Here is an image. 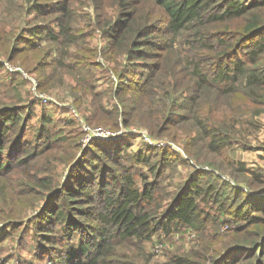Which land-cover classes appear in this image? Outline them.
<instances>
[{"label": "trees", "instance_id": "16d2710c", "mask_svg": "<svg viewBox=\"0 0 264 264\" xmlns=\"http://www.w3.org/2000/svg\"><path fill=\"white\" fill-rule=\"evenodd\" d=\"M53 1H12L13 6L20 9L24 7L22 13L25 16H22L19 24L0 22V52L6 54L8 58H13L14 51L22 47L16 46L18 39L21 43L32 40L24 36L27 31L35 35V32L49 29L54 38L57 30L49 28L51 26L48 24L57 25L62 34L67 32L70 29L68 19L74 12L72 4L77 1ZM116 1L128 5V9L126 8L128 11L122 15L120 26L111 36L109 49L114 50L117 59H120L114 71L120 79L126 72L125 60L146 58L148 60L143 62V68L147 71L148 78L127 84L132 86L128 101L121 100L119 106L115 105L109 110L112 113L110 116L112 125H116L118 114L123 117L126 113L125 107L130 108L124 120L125 124L131 121L134 124L135 116H141L146 110L149 112L148 121L144 126L152 136L162 135L164 129L172 124L190 121L191 127L197 131L194 138L199 139L210 153L222 154L229 144L228 136L234 129V121L238 122L236 112L242 114L239 112L242 111L241 103L232 99L240 98L243 100L242 103L246 102L247 113L251 115L260 110L252 109L254 104L264 103V0ZM144 4L146 10L142 13L139 8ZM156 13L161 15L166 23L170 35L168 42L154 40V33L160 29L155 19L151 20V16ZM48 16L54 17L46 20ZM33 19H37L38 22ZM189 28L194 29V36L189 40V44L192 55L197 56L192 60L189 83L193 82L195 90H203L201 103L208 106L207 114L184 99L172 100V97L179 93L178 84L167 80L166 85L164 79L165 76L168 78L171 75L168 71L167 58L172 55V41ZM151 59L155 61L150 62ZM141 61L137 60L134 64ZM53 76L45 74L39 82H46ZM156 81L161 86L158 87L159 90L153 85H156ZM117 87L119 93L127 91L124 86ZM164 88L168 89V94H164ZM211 92L210 98L208 96ZM130 101L135 102L130 104ZM95 103L98 106L94 107V104H91L87 109L86 119L90 123L96 121L104 124L107 122L101 111V106H104L100 102ZM12 108L4 107L0 111V174L9 175L8 187L0 186V220L5 217L21 220L26 214V211L23 212L25 206L30 209L36 208L37 197L44 195L50 187L58 186V189L54 194L51 193L52 196L49 198L66 190L67 194L63 196L61 203L55 204L54 208L47 213L44 212L41 217V223H48L47 219H51L49 224L64 220V231L67 233L65 250L60 254V258L51 262L50 255L53 251L48 252V255L46 252L39 255L48 256L47 264H141V248H135L137 252L127 254L123 260L121 256H117L114 241L133 238L135 242H142L157 232L166 235L180 227L201 231L213 217L198 205V200L217 201L219 196H224V199L219 201L218 206L223 208L225 201L229 200L231 205L236 203L235 214L243 221L233 234V238L240 232L251 237L245 241L249 246L236 248L237 255H243L238 257L239 260L245 264H262L264 261V236L260 240L264 233V192L252 191L264 187V171L259 167L252 168L246 166L243 160L229 158V164L236 165L233 171L241 172L239 180L224 177L223 172L218 173L211 165L210 169L201 168L199 175L209 172L219 177L223 186H229L236 191L224 195L216 183L204 185L198 179L192 180L188 177L187 181L178 187L170 202L163 206L159 205L160 209L152 212L143 204L152 201L155 181H144L141 188L135 185L132 166L121 160V152L125 145L117 144L120 146L113 147L108 152L97 144L101 151L96 152L84 166H81L80 158H75L76 149L80 147L81 130L73 128L74 136H62L56 140L51 139L48 133L45 134L41 129L35 142H22L26 124L23 117L18 116L16 112L9 115L13 111ZM98 108L100 111L97 112ZM7 115L9 117H6ZM221 117L227 119L222 121ZM67 123L70 125V120ZM190 131L187 129V135ZM42 138L43 140L39 142ZM58 140L60 141L58 149L61 152L59 157L55 158L52 151ZM86 150L82 151V155L87 152ZM145 150L146 148H141L132 156L134 162L149 165V172L154 174L159 172V169H154V163H160L161 166L169 163L166 161L165 151L161 150V155L153 163L149 162ZM65 166L68 168L64 180L61 181ZM79 166L82 169L80 171ZM30 167L35 169L33 173L29 172ZM15 170L19 172L18 175H22L12 179L16 172L11 174ZM39 171H44V174L39 176ZM24 174L27 175L25 183ZM145 178L147 177H142ZM26 179L33 181V186H29L30 182ZM53 179L55 184H51ZM73 180L77 186L69 187ZM77 203L86 206L77 207ZM50 206L49 203L40 207L34 216H38ZM256 211L261 212L255 214ZM76 213L85 215L90 221L76 219L74 217ZM203 248L205 251L203 256L192 258L173 255L170 264H204L203 261L209 257L207 255H211L210 251L216 252V247L204 244ZM233 252L234 250H231L218 254L217 260L212 264H221L223 257L230 256ZM256 252L258 256H255ZM234 260H231V264H235Z\"/></svg>", "mask_w": 264, "mask_h": 264}, {"label": "rangeland", "instance_id": "374dc122", "mask_svg": "<svg viewBox=\"0 0 264 264\" xmlns=\"http://www.w3.org/2000/svg\"><path fill=\"white\" fill-rule=\"evenodd\" d=\"M12 1L16 0H8L9 3L7 0H0V22L19 24L22 16H25L22 13L24 7L20 9L13 6ZM76 1L72 4L74 12L68 19L70 29L67 32L62 34L57 25L48 24L51 26L49 28L57 30V35L54 38H52L49 29L35 32V35L31 31H27L24 36H28L32 40L21 43L18 39L16 46L22 47H18L14 51L13 58H8L6 54L0 52V111L4 107L12 106L13 111L9 115L16 112L18 116L23 117L26 126L22 142H35L41 129L45 134L48 133L51 139L57 140L62 136H74L73 128H77L82 132L79 138L80 147L76 149L75 158H80L81 166H84L96 152L101 151L97 144H100L108 152L113 147L120 146L117 144L125 145L121 152V160L132 166L135 185L141 188L144 181H155L152 201L143 204L152 212L158 211L159 205L163 206L170 202L178 187L184 184L188 177L192 180L198 179L204 185L214 182L218 189L220 188V192H224V195L236 191L229 186H223L220 183V178L209 172H203L200 175L199 173L201 168L210 169L211 165L218 173L223 172L224 177L239 180L241 172L233 171V167L236 165L229 164L228 161L229 158L241 160L243 153L240 152V149H243L244 152L248 151L243 157L246 166L259 167L264 171V103L262 105L254 104L252 109L259 108L260 110L251 115L247 113L246 102L242 103L243 100L240 98L232 99L241 103L242 111L239 112L243 115L236 112L238 122L234 121V129L228 136L227 143L229 144L220 155L210 153L199 139L194 138L197 131L191 127L190 121H184L178 125L172 124L164 129L162 135L152 136L144 126L148 121L149 112L146 110L141 116H135L134 124L132 121L125 124L124 120L130 111L129 107H125L126 113L123 114V117L118 114L116 125L113 126V121L110 120L112 113L109 110L113 109L115 105L119 106L121 100L122 102L128 101V94H131L132 86L127 84H132L136 80L144 81L148 78V73L143 68V62L148 59L125 60L126 72L124 77L119 79L114 68L120 59H117L118 56L115 55L114 50L109 49V46L111 45V36L120 26L124 13L128 11V5L119 4L116 0ZM144 6L145 4L139 8L142 13L146 10ZM53 17L48 16L46 20ZM154 19L160 28L154 33V40L168 42L170 35L163 17L156 13L151 16V20ZM193 33L194 29L189 28L173 39L172 55L167 58L168 71L171 75L168 78L165 76L164 79L166 85L168 81L178 84L179 93L171 96L172 100L184 99L189 104L198 107L202 113L207 114L208 106L201 103L203 90H195L193 82L189 83L192 60L197 58L192 55L193 52L189 44V40L193 39ZM6 60L11 69L3 63ZM137 60L142 61L134 64ZM154 61L155 59H151L150 62ZM16 66L24 71V75L12 71ZM165 68H167V64ZM45 74L54 76L46 82H39ZM30 78L37 81L36 86H32ZM157 83L159 82L156 81V85H153L156 86V90H159L158 87L161 86ZM117 86H124L127 91L119 93ZM164 91V94H168V89L164 88ZM38 94H42V97L35 96ZM211 96L212 92L208 97L211 98ZM93 100L103 104L104 107L101 106V111L107 120L106 123H97L96 121L90 123L86 119L87 109L91 107V104L93 103L94 107L98 106ZM134 102L130 101V104ZM98 111H100L99 108ZM226 119L221 117L222 121ZM68 120H70V125L67 123ZM178 127L180 128L178 129ZM187 129L191 130L189 135H187ZM42 140L43 138L39 142ZM59 142V140L56 142L52 151L55 158H58L61 152L58 149ZM141 148H146L145 153L149 162L153 163L161 155V150L165 151L167 153L166 161L169 163L162 166L160 163H154V169H159V172L156 174L149 172V165L133 160L132 154ZM84 149H87V152L82 155ZM111 166L115 165L111 164ZM67 168V166L63 168L61 181L65 178ZM17 170L13 171L11 175ZM80 170L82 169L79 166L78 171ZM34 171L33 167L29 168L30 173ZM18 174L19 172H16L12 179H17L22 175ZM38 174L41 176L44 171H39ZM144 176L147 178L142 179ZM26 177L27 175L24 174L23 183H25ZM29 182V186H33V181L29 180ZM8 183L9 175L0 174V186L7 185L8 187ZM51 184H55L54 179ZM238 184L243 186L241 183ZM70 186L76 187L77 184L73 180ZM56 189L58 186L50 187L44 195L37 197L38 206L36 208L30 209L26 205L23 211H26V214L21 220L9 217L0 220V264H45L48 261V256L39 255L44 252L48 255V252L51 251H53L50 255L51 262L60 258L67 242V233L64 231L65 221L49 224L51 219H47L48 223H41L44 212L47 213L54 208L55 204L59 205L63 196L67 194L64 190L61 194L49 198ZM252 191L261 193L264 192V187ZM220 197L217 201L198 200V205L213 217L212 221L205 224L201 231L180 227L166 235L157 232L150 239L142 242H135L133 238H126L124 241L115 240L116 247L114 248L117 249V256H121L124 260V256L136 253L135 248L139 247L142 251L140 253L141 264H170L173 255L192 258L203 256V252H205L203 245L205 244L212 248L215 246L216 252L211 250V255H207L209 257L203 261L204 264H212L214 260H217L218 254L221 255L231 250L234 252L230 256H224L221 264H231V260L234 259L235 264H245L239 260L238 257L243 255H237L236 248L244 245L249 246L245 241L251 237L240 232L236 238H233V234L243 224V221H240L235 214L236 203L231 205L229 200L225 201L223 208L218 206L219 201L224 199V196ZM73 198H76L75 195ZM46 203H50L51 206L48 209L45 208L38 216H34L40 207L47 205ZM76 206L86 205L77 203ZM19 210L16 209V211ZM259 212L261 211H256L255 214ZM74 217L83 222L90 221L85 215L79 213H76ZM48 227L50 229H47ZM263 236L264 233L260 236V240ZM255 256H258L257 252Z\"/></svg>", "mask_w": 264, "mask_h": 264}, {"label": "built area", "instance_id": "2783aa9c", "mask_svg": "<svg viewBox=\"0 0 264 264\" xmlns=\"http://www.w3.org/2000/svg\"><path fill=\"white\" fill-rule=\"evenodd\" d=\"M3 63H5L7 65V67L9 69H11L10 66L8 65V61L7 60L4 61ZM12 71L20 72V73H22L24 75V71L19 66L14 67V69ZM30 80L32 82V86H34V85L36 86L37 81H35L33 78H30ZM35 96L42 97V94H38V95H35Z\"/></svg>", "mask_w": 264, "mask_h": 264}, {"label": "crops", "instance_id": "0c3cea01", "mask_svg": "<svg viewBox=\"0 0 264 264\" xmlns=\"http://www.w3.org/2000/svg\"><path fill=\"white\" fill-rule=\"evenodd\" d=\"M240 152L243 153V155L241 156V160H245L243 157H244V154H245L246 152L248 153V151H245V152H244L243 149H240ZM247 153H246V154H247ZM258 153H259V151H258Z\"/></svg>", "mask_w": 264, "mask_h": 264}]
</instances>
